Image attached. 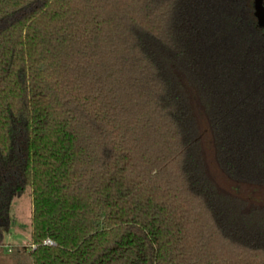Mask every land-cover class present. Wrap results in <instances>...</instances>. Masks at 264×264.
<instances>
[{
    "label": "trees",
    "instance_id": "1",
    "mask_svg": "<svg viewBox=\"0 0 264 264\" xmlns=\"http://www.w3.org/2000/svg\"><path fill=\"white\" fill-rule=\"evenodd\" d=\"M255 11L0 0V249L30 186L31 264H264V202L218 186L199 135L228 179L264 189Z\"/></svg>",
    "mask_w": 264,
    "mask_h": 264
},
{
    "label": "rangeland",
    "instance_id": "2",
    "mask_svg": "<svg viewBox=\"0 0 264 264\" xmlns=\"http://www.w3.org/2000/svg\"><path fill=\"white\" fill-rule=\"evenodd\" d=\"M262 16V11H260L259 21L261 25H264V17ZM194 102L195 108H198L199 105L196 103L197 99ZM199 127L201 147L209 176L222 189L232 190L233 188L239 194L248 197L250 200L264 202L263 188L236 184L224 175L215 160L208 127L205 125V122H201ZM10 215L12 226L5 230L4 243L0 249V264H31L28 254L31 248L30 232L32 218V191L30 186L22 194L13 197Z\"/></svg>",
    "mask_w": 264,
    "mask_h": 264
},
{
    "label": "water",
    "instance_id": "3",
    "mask_svg": "<svg viewBox=\"0 0 264 264\" xmlns=\"http://www.w3.org/2000/svg\"><path fill=\"white\" fill-rule=\"evenodd\" d=\"M255 14L256 16L258 17V21H259V13L260 11H262V17H264V7L262 6V0H255ZM259 24H260V21H259Z\"/></svg>",
    "mask_w": 264,
    "mask_h": 264
},
{
    "label": "built area",
    "instance_id": "4",
    "mask_svg": "<svg viewBox=\"0 0 264 264\" xmlns=\"http://www.w3.org/2000/svg\"><path fill=\"white\" fill-rule=\"evenodd\" d=\"M44 243L45 244H52L53 241L50 238H46V239H44ZM31 247L32 248L35 247V244L34 243H31Z\"/></svg>",
    "mask_w": 264,
    "mask_h": 264
}]
</instances>
